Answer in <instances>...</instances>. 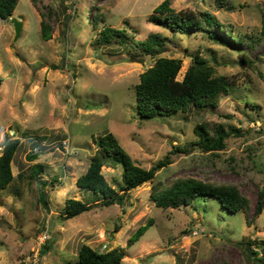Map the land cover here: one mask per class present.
I'll use <instances>...</instances> for the list:
<instances>
[{
    "label": "rangeland",
    "instance_id": "obj_1",
    "mask_svg": "<svg viewBox=\"0 0 264 264\" xmlns=\"http://www.w3.org/2000/svg\"><path fill=\"white\" fill-rule=\"evenodd\" d=\"M160 1L17 0L12 14L0 18V151L7 138L22 140L11 162L14 177L0 190V264H77L79 240L99 250L123 247L121 264H264V206L248 221L259 194L264 197V0H170L177 11L207 9L227 24L188 25L185 32L149 19ZM48 7L56 13L48 16ZM40 11L51 25L48 39L41 35ZM13 18L21 21L18 34ZM103 25L126 33L98 43ZM229 28L244 41H228ZM150 32L166 35L161 50L135 51L134 43ZM196 51L226 75L230 91L212 108L140 118L134 89L139 73L157 56H174L182 60L181 78ZM203 119L239 127V134H230L217 152L193 146L172 153L154 181L194 176L234 182L250 198L248 210L230 211L209 194L191 204L160 207L149 197L152 181L127 191L123 203L105 206L77 185L103 132H114L135 161L149 167L195 139L194 125ZM30 151L36 157L30 159ZM35 162L43 167L29 177ZM121 170L109 159L101 167L118 192ZM68 197L92 206L66 217ZM149 218L152 223L127 246L128 237ZM115 223L119 227L113 230ZM247 240L256 253L247 251Z\"/></svg>",
    "mask_w": 264,
    "mask_h": 264
},
{
    "label": "trees",
    "instance_id": "obj_2",
    "mask_svg": "<svg viewBox=\"0 0 264 264\" xmlns=\"http://www.w3.org/2000/svg\"><path fill=\"white\" fill-rule=\"evenodd\" d=\"M35 4L36 0H32ZM221 0H217L220 3ZM17 0H0V18H8L12 14ZM170 0H161L153 8V13L149 15L150 20L162 22L172 31L185 32L186 26H198L202 23L218 24L225 28L226 23L220 21L210 10L195 11L187 9L177 11L170 5ZM228 8L233 5L228 4ZM48 16L56 13V10L48 7ZM40 20V30L43 38L51 36V25L47 21L43 11ZM262 23L264 29V13H262ZM69 15L64 20L65 26ZM93 17V24L96 25L98 19L103 16ZM64 32V28H62ZM231 39L242 42L244 39L239 35H233L231 28L226 29ZM126 33L125 28L112 25H103L98 33L96 42L108 43L115 36L121 37ZM210 36L221 38L216 33L209 32ZM166 35L160 32H150L145 38L137 40L132 46L137 52L143 51L149 54L159 52L164 45ZM182 60L174 56H157L152 64L147 66L139 73V80L134 84L136 95V110L140 118H150L156 114L168 115L178 109L186 110L189 108H212L217 106L219 98L230 91V81L225 74L216 73L214 66L208 59L196 51L190 63L184 70L182 77L177 78ZM1 79V77H0ZM196 138L189 144L181 147L176 145L164 157L153 162L149 167L142 166L131 156V154L119 142L116 134L112 131H105L95 139L96 149L90 156L86 169L81 172L76 183L79 187L90 190L94 200L101 205L112 203H123L124 195L131 188L138 186L146 181H152L149 197L155 205L160 207H179L191 204L198 195H213L217 197L221 204L230 211L239 209L248 210L251 207L250 198L241 191L238 184L229 181L203 180L194 176L176 177L169 183H164L157 179L154 181L156 171L163 165L171 162V154L184 151L188 152L192 147L200 150L217 152L226 146V138L234 133L239 134L240 128L236 126L227 127L223 122H210L207 119L199 120L194 125ZM35 142L32 144L34 146ZM22 140L19 137L7 138L0 151V190L5 188L14 177L11 162L17 150L21 148ZM28 157H36V152H29ZM117 162L121 165V192H118L106 179L101 171V167L106 160ZM41 163H33L29 177H33L42 169ZM262 186L264 187V167L262 174ZM41 182H45L43 179ZM43 203H47L45 191L39 192ZM92 202L80 198L68 197L65 200L63 215L66 217L74 216L84 210L91 208ZM264 206V197L259 194L253 207L249 222L259 214ZM152 219L139 225L128 237L127 246L132 245L143 234L144 230ZM119 225L114 224L113 230L118 229ZM251 242L246 241L247 251L256 253L251 248ZM77 264H121L125 255V250L121 246H112L108 249L99 250L94 248L84 240L77 241ZM260 257L258 258V260Z\"/></svg>",
    "mask_w": 264,
    "mask_h": 264
},
{
    "label": "water",
    "instance_id": "obj_3",
    "mask_svg": "<svg viewBox=\"0 0 264 264\" xmlns=\"http://www.w3.org/2000/svg\"><path fill=\"white\" fill-rule=\"evenodd\" d=\"M13 23H14L15 34H18L21 28V21L19 19L13 18Z\"/></svg>",
    "mask_w": 264,
    "mask_h": 264
},
{
    "label": "built area",
    "instance_id": "obj_4",
    "mask_svg": "<svg viewBox=\"0 0 264 264\" xmlns=\"http://www.w3.org/2000/svg\"><path fill=\"white\" fill-rule=\"evenodd\" d=\"M47 233H48V232H47V231H45V230L41 232V234H40V235H41V237H42V239H41V240H43V241H44V240L47 238ZM40 235H39V236H40Z\"/></svg>",
    "mask_w": 264,
    "mask_h": 264
}]
</instances>
